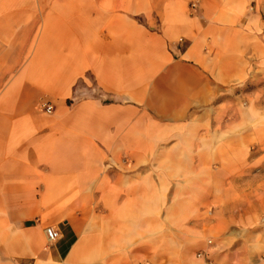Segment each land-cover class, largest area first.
Instances as JSON below:
<instances>
[{
	"label": "crops",
	"instance_id": "1",
	"mask_svg": "<svg viewBox=\"0 0 264 264\" xmlns=\"http://www.w3.org/2000/svg\"><path fill=\"white\" fill-rule=\"evenodd\" d=\"M198 1L0 0V264L234 261L264 0Z\"/></svg>",
	"mask_w": 264,
	"mask_h": 264
},
{
	"label": "rangeland",
	"instance_id": "2",
	"mask_svg": "<svg viewBox=\"0 0 264 264\" xmlns=\"http://www.w3.org/2000/svg\"><path fill=\"white\" fill-rule=\"evenodd\" d=\"M250 13H257L264 24V4L251 5ZM261 70V87H264V64ZM253 81V80H252ZM257 86L252 85V92ZM251 104H253L251 102ZM264 114V94L261 99ZM246 106V103H244ZM264 124V117L261 120ZM262 130V136L259 143L255 144V148L251 150V156L248 159V165L245 171L244 180L236 181L235 186L242 187L247 191L243 195L234 193L231 186L229 196L219 198V206H228L235 209V215L244 217L252 222L249 230L244 231V238L236 240L233 247L232 255L234 261L231 264H264V126L259 127ZM261 134V133H260ZM222 190V187H220ZM244 211V212H243ZM256 221V222H255ZM243 234V231H240ZM206 245L210 248L216 247L213 238H205ZM202 255V253L198 254ZM203 258V255L200 259ZM211 264V262H208Z\"/></svg>",
	"mask_w": 264,
	"mask_h": 264
},
{
	"label": "built area",
	"instance_id": "3",
	"mask_svg": "<svg viewBox=\"0 0 264 264\" xmlns=\"http://www.w3.org/2000/svg\"><path fill=\"white\" fill-rule=\"evenodd\" d=\"M201 0H199L197 3H193L191 5L192 9H196L198 7V4ZM44 111L48 114H52L53 113V107L51 105H44ZM46 235H47V239L49 243H55L56 241H58L60 239V233L58 231H56L53 228H47L46 229ZM202 255H199L198 258H201Z\"/></svg>",
	"mask_w": 264,
	"mask_h": 264
}]
</instances>
